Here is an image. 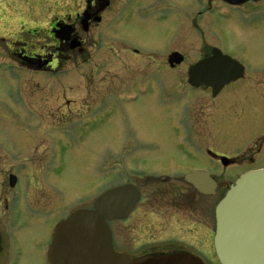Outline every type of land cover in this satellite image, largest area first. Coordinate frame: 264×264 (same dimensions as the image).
<instances>
[{
	"label": "flooded vegetation",
	"instance_id": "obj_1",
	"mask_svg": "<svg viewBox=\"0 0 264 264\" xmlns=\"http://www.w3.org/2000/svg\"><path fill=\"white\" fill-rule=\"evenodd\" d=\"M35 2L39 4L41 0H5V6L0 5V25L12 26L15 31L21 29L15 37L14 31L13 36L5 35L0 39V42L8 41L4 44L3 52H0L4 64L0 68L4 72L50 79L66 76L72 67L81 70L93 64L94 70H107L109 63H115L117 53L119 59L128 61L124 64L125 69H149L150 72L133 77L125 87L103 96L81 117L55 125L54 128L50 125L37 140L33 124L29 128L30 134L24 138L0 126V264H31L30 259L26 258L29 250L23 252L20 239L30 240L31 252L41 251L39 263L32 261V264H50L47 251L56 224L78 209H92L101 194L122 186L131 187L137 199L126 218L109 221L117 252L132 256L187 252L200 258H217L213 245L215 205L240 176L264 167H255L258 163L254 157L255 154L262 155V146H258L250 155L244 152L242 155H239L240 152L228 155L210 148L204 149L194 139L193 112L188 107L187 110H178L177 104L185 101L188 95H204L214 102L217 110L211 122L215 130L221 127V120L229 109H239L237 117L241 126L248 121V111H253L260 122L264 120V88L249 94L252 92L251 86H241L242 79H239L213 96L212 88L197 89L189 85L186 79L182 84L174 85L177 95H164L168 91L164 89L165 82L170 85L171 80L165 81L163 73L173 74L179 69L188 72L193 65L212 55L214 46H210V37L206 35L204 26L208 17L212 18L213 14L218 22L226 17L223 11L225 7L240 9L254 3L232 6L223 0H178V3L171 0L164 5L159 4L157 11H153V0H75L74 9L62 5V12L52 14L47 24L41 22L34 26L25 18L19 24L16 21L18 15L36 21L40 13L36 11ZM29 3H33L34 10L28 9L26 4ZM193 4L200 8L195 10ZM11 11L14 13H8ZM195 32L203 34L198 37L201 45L193 53L194 59L198 54L200 57L190 64V51L184 46L180 47V43L185 34L195 38ZM163 38H166L165 45ZM175 53L181 58L180 63L170 61ZM131 58L136 59L135 63L130 62L133 60ZM235 83L238 87L232 89ZM23 91L22 84L13 83L12 92L18 98L17 102L25 103L28 109L25 112L33 119L38 114L34 109L36 95L21 94ZM54 97L59 99L57 95ZM232 98L237 102L242 100L241 104H232ZM221 101L224 104H220ZM142 106L145 110H142ZM147 114L164 115L172 124L167 128V133L170 136L177 133V139L171 138L170 143L165 147L162 145L160 150V146H155L150 139L147 142L144 138L146 133L144 136L141 133L140 138L135 133H129L119 141V130V134L113 136L108 144L107 155L104 153L105 157L101 156V160L98 158L89 165L93 170L91 187H80L79 193L73 195L76 198L67 206L64 196L69 191L65 174L68 150L86 149L88 138L99 129L129 115L132 122L120 124L119 127L124 126L122 132L137 125L149 133L141 122V118L147 117ZM231 114L234 113L229 112ZM52 134L55 136L52 137ZM38 140H44L45 149L36 161ZM25 151L31 153V159V155L28 159L22 158ZM151 154L150 163L147 155ZM191 154L199 156L205 164H186ZM181 155L184 158H180ZM21 158L27 164V171L19 166ZM197 169L209 173L216 182L214 193H201L186 179L187 174ZM100 176L109 178L102 193H99ZM85 182L87 184L90 180ZM213 199L215 203L211 214ZM53 205H56V210L63 207V216L59 217L52 210ZM52 216L55 218L54 224ZM41 231L43 236H39ZM211 232L212 237L209 238ZM167 233L173 238L163 239ZM32 234L34 236L30 238ZM195 234L200 238L196 240Z\"/></svg>",
	"mask_w": 264,
	"mask_h": 264
},
{
	"label": "rangeland",
	"instance_id": "obj_2",
	"mask_svg": "<svg viewBox=\"0 0 264 264\" xmlns=\"http://www.w3.org/2000/svg\"><path fill=\"white\" fill-rule=\"evenodd\" d=\"M0 1H2V3L0 2V5L5 6L3 4V1L5 0ZM173 1L174 3H178V0ZM168 2H171V0H153V5L155 8L152 10L157 11V6L159 4L164 5ZM75 3V0H41L39 3L40 5L35 2L36 11L38 10L37 13H40L39 15L37 14L38 16L36 17L35 22H32L27 18V16L24 15H22L21 18L18 15L16 21L20 24V20L22 21L25 18V20H28L29 23L34 26L40 25L41 22L47 24L50 16H53L52 14L58 15L57 13L62 12V5H67V8L74 9ZM26 6H28V9L34 10L33 3L26 4ZM193 6L195 10L200 8V6L197 4H193ZM40 7H42L41 10H39ZM51 8H54V10L51 11ZM223 11H225L226 14V17L223 20L219 19L218 22H216L213 14L212 18L208 17L206 19L204 25L207 30L206 35L210 37V46L221 48L223 52L230 53L245 64L246 71L244 77L242 80H240V84L241 86L243 84L244 86H251L250 89L252 92H249V94H253L257 89L264 88V1L245 5L239 10L234 7H225ZM8 13H14V11ZM200 24H203L202 20ZM19 30L15 31L14 27H8L6 24L0 25V39L4 38L5 35L8 37L13 36L12 33L14 31L15 37L16 33L18 35ZM195 33V38H190V36L185 34L184 38H181L180 43V47L184 46V48L186 47V49L190 51V64L193 62V60L199 59L200 57L198 54V56H195L194 59L193 53H196L198 50L197 48H199L201 45V41L198 40V37L202 36L203 34H198L197 32ZM5 42L8 43V41ZM5 42H0V52H3ZM163 42L165 45L166 38H163ZM116 50L118 51V49ZM118 52L120 54L122 53V51ZM117 54L115 63L112 65L109 63L107 70H101L99 68H97L98 70H94L95 65L91 64L81 70H76L74 67L69 68L68 74L66 76L52 77L50 79L48 77L40 79L36 76L21 75L15 72H4V70L0 68V126L9 129L10 133H17L19 138H24L30 134L28 133L29 128L31 127V124H33L35 126L34 128L37 140L42 136V133L45 130L50 128V125H52L54 128L55 125L63 122L68 123L69 120H74L76 117H81L86 111L89 110L90 106L93 105L94 107V105H96L98 101L103 98V96L110 95V93H112L114 90L125 87L128 83V80L132 79L133 77L140 76L142 73L150 72L149 69L147 71H140V68L136 71L134 69H125L126 65L124 64H126L128 61L122 58L119 59ZM135 60L136 59L130 60V62L135 63ZM1 66H4V64L0 57V67ZM163 78L165 81L171 80L170 85L165 82L164 89H167L168 91H164V95H177V88L174 87V85L182 84V82L187 79V72L182 71L181 69H179L178 72H174L173 74L164 72ZM13 83H16V85H19V83L22 84V89L24 91L21 92V94L26 93L29 95H36L37 103L34 109L38 112V114L36 113L37 115L35 114L36 117L34 115L33 119H31V117L29 118V115L25 112L28 111V109L25 107V103L22 101L17 102L19 101L17 100L18 98L15 97L12 92ZM237 83L234 84L232 89L238 87ZM241 94L245 95V93L242 92ZM56 95L59 97V99L54 97ZM233 99L234 98H232V100ZM68 100L71 103H69ZM241 102L242 100L237 102V99H234L232 104H241ZM220 104L224 103L222 102ZM187 107L193 112V134L195 142L199 144V146L203 147L204 149L210 148L217 152H222L228 155L234 154L236 152H240L239 155H242L243 152L246 155H250V152L255 150L258 146L259 148L262 146V155L255 154L254 156L257 159L256 162L258 163L255 165V167L264 165L262 164L264 163V120L260 122L258 117L254 116L255 114L253 111H248V115L246 116L248 121L239 126V118L237 117L239 109L237 108L238 111H235V109H229L225 118L221 120V127L215 130L211 124L213 117L216 116L217 112V110L214 108V102H210L204 95L193 94L186 96L185 101H182L181 103L179 102L177 104L178 110H187ZM143 109L145 110L144 107L142 110ZM46 111L47 113L45 114ZM229 112L234 114L229 115ZM130 122H132L131 115H129L127 118L125 117L124 119H115L110 125L107 124V126H105L103 129H99L94 136L88 138V147L86 149L68 150L65 162V174L67 176V187L69 191L66 193L67 195L64 196V200L68 202L67 206H69L71 200L76 198V196L73 195H75V193H79V190L81 189L80 187L85 188L87 185L91 187L93 183L91 181L93 170L91 167H89V165L94 160L98 158V160H101L102 157L107 155L105 151L108 148V144L113 136L119 134V130H121V134L119 138H117L119 141L123 140L124 136L129 133H135L138 138L142 136L141 133H143V136L146 133L144 138L147 140L150 139L151 143H153L155 146H160L158 147L160 150L163 148L162 145L165 147L168 143H170L171 138L175 137L177 139L178 137V135H176L177 133L172 136L167 133V128H170L172 124L168 123L164 115L157 114L156 116H152L147 114V117L141 118L144 128H147L149 133L137 125L132 126L125 133L122 132L124 130V126L119 127L120 124L125 123L127 125ZM158 127L159 131L157 132ZM259 135L260 138H258ZM54 136L55 134H52V137ZM179 138H181L180 135ZM40 140L36 142L35 147L37 152L36 161L38 156L44 152L45 149L44 140L43 142H40ZM147 142H149V140ZM104 153L105 155L103 156ZM30 155L31 153L26 152L22 158L28 159ZM22 158L19 161V166L21 169H25L27 171V164L22 160ZM31 158L32 155L29 159ZM151 158L152 154L147 155V160L150 163ZM180 158L184 157L181 155ZM200 163L205 164V161H203L199 156L192 154L186 162V164L191 165H200ZM37 166L38 163L36 162V167ZM155 166L159 165L155 164ZM85 180H90V182L85 184ZM108 180V177L100 176L99 193L104 191ZM71 185H76V187H72ZM214 203L215 202L213 199V203L211 204V214ZM55 206L53 205L52 210H55L59 217L63 216V207L60 210H56ZM52 218L54 224L55 218L54 216H52ZM124 224L126 225L127 222H124ZM32 236H34V234L30 235V238ZM39 236H43V231L40 232ZM211 237L212 232L209 238ZM171 238L173 237L170 236L169 233L165 234L163 237V239ZM195 238L197 240L200 238V236L195 234ZM20 241L23 244V252L29 250L26 258L30 259L31 264L32 261H37V263H39L41 259V251L38 249V251L35 253L31 252L30 249L32 247H30L31 244L29 239H20ZM195 243H197V241H195ZM211 244H209L210 247ZM211 254H213L212 250ZM31 257L34 258L31 259ZM203 260L207 264H218L217 258H203Z\"/></svg>",
	"mask_w": 264,
	"mask_h": 264
},
{
	"label": "water",
	"instance_id": "obj_3",
	"mask_svg": "<svg viewBox=\"0 0 264 264\" xmlns=\"http://www.w3.org/2000/svg\"><path fill=\"white\" fill-rule=\"evenodd\" d=\"M104 1V0H101ZM243 4L250 0H225ZM259 1V0H252ZM171 62L180 63L178 53ZM244 74V66L219 48L195 64L188 82L200 89L221 88ZM202 193H213L216 183L204 171L186 176ZM131 187L105 192L93 209H80L55 227L47 259L50 264H206L192 253L132 256L113 247L108 221L126 218L136 201ZM214 248L220 264H264V169L249 172L232 184L215 207Z\"/></svg>",
	"mask_w": 264,
	"mask_h": 264
}]
</instances>
